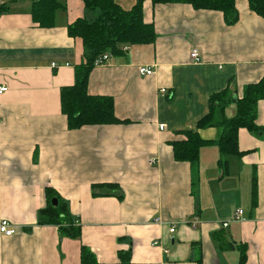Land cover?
Here are the masks:
<instances>
[{"label":"crops","instance_id":"0c3cea01","mask_svg":"<svg viewBox=\"0 0 264 264\" xmlns=\"http://www.w3.org/2000/svg\"><path fill=\"white\" fill-rule=\"evenodd\" d=\"M58 1L65 9L43 29L32 21V0H0L6 7L0 87L7 88L0 94V220L16 228L11 237L0 235V264H80L81 246L100 264H117L121 250L131 251L130 264H238L237 250L221 248L231 242L246 246L245 264H264V133L239 129L242 155L228 157L226 170L217 128L197 131L211 144L200 150L195 168L176 162L170 145L184 139L178 133L196 129L210 95L229 88L241 98L264 77V18L252 14L246 0H236L232 26L219 12L145 1L143 20L153 25L156 40L121 45L122 54L110 55L88 79V93L111 97L115 117L126 123L70 130L60 89L73 85L82 45L67 26L95 13L85 12L81 0ZM114 1L126 11L136 2ZM193 48L201 53L198 64L189 59ZM140 67L154 73L141 76ZM235 114L234 103L224 110L227 119ZM256 114L264 127V99ZM98 184L115 185L114 195L92 196ZM46 188L76 219L79 238L38 224ZM236 210L243 215L232 222Z\"/></svg>","mask_w":264,"mask_h":264},{"label":"trees","instance_id":"16d2710c","mask_svg":"<svg viewBox=\"0 0 264 264\" xmlns=\"http://www.w3.org/2000/svg\"><path fill=\"white\" fill-rule=\"evenodd\" d=\"M84 11L95 13L93 20L85 17L76 19L67 26V35L77 38L82 45V61L74 66V83L72 86L60 89V109L66 118L70 130H78L87 126H107L122 124L126 121L118 120L114 115V101L108 96L90 95L88 93V79L95 67L96 60L102 55L119 56L122 54L120 46H142L152 44L156 40L155 29L152 24L143 20V4L147 0H136L133 7L126 11L119 7L114 0H81ZM152 5L183 4L195 11H214L222 14L228 26L238 21L236 0H150ZM249 11L264 18V0H246ZM65 5L58 0H32L31 18L34 24L43 29L54 26L55 13L64 10ZM6 11L0 5V15ZM264 99V77L257 83L247 85L243 96L237 98L226 88L212 94L208 98V113L199 120L195 130L180 132L183 140L172 141V156L176 162H186L195 168L198 164L199 153L203 147L211 142L203 140L197 131L205 128H217L220 136L217 141L218 150L223 158V167L227 169V158L238 157L242 153L238 150L237 133L239 129H246L252 135L264 133V127L256 124V107L259 100ZM170 100V99H167ZM234 103L236 114L227 119L224 110ZM116 186L113 184H98L92 186V196H112ZM107 190L106 193L99 192ZM46 205L38 212V224L42 226H57L62 236L77 239L80 228L76 219L72 221L67 206L62 202L54 190H44ZM255 197V186L252 181V198ZM120 198V195H118ZM57 200L53 207L51 201ZM193 246V245H192ZM222 249L237 250L238 264H245L246 246L236 245L234 242L221 246ZM117 264H130L131 251H118ZM80 264H100L94 254L85 246L80 248ZM195 264H201L196 260Z\"/></svg>","mask_w":264,"mask_h":264},{"label":"built area","instance_id":"2783aa9c","mask_svg":"<svg viewBox=\"0 0 264 264\" xmlns=\"http://www.w3.org/2000/svg\"><path fill=\"white\" fill-rule=\"evenodd\" d=\"M123 50H126V48H123ZM110 55L105 54L102 55L100 59L96 60L95 62V67L96 66H101L106 64L107 60L109 59ZM189 59L193 64H198L201 62V53L198 49L193 48L190 50L189 52ZM52 67H55L54 64H52ZM138 73L141 76H150L152 75L154 72L152 70L151 67H140L138 69ZM7 91L6 87H0V94L4 93ZM158 93L161 95H164L166 93V90L164 88H160L158 90ZM160 129H162V126H160ZM154 164V161L151 160L150 161V165ZM243 215V212L241 210H236L235 213L232 216V222H238L241 220V217ZM153 224L157 225V226H162L164 225V223L160 220V219H155L153 221ZM228 226V222H223L222 223V227L225 228ZM175 231V227L174 225H170L169 227V233H174ZM16 232V228L14 226H12L8 221L6 220H0V235L4 236V237H11L15 234ZM153 246L157 245V242H154L152 244ZM167 251H164V254H166Z\"/></svg>","mask_w":264,"mask_h":264},{"label":"water","instance_id":"95a60500","mask_svg":"<svg viewBox=\"0 0 264 264\" xmlns=\"http://www.w3.org/2000/svg\"><path fill=\"white\" fill-rule=\"evenodd\" d=\"M51 204H52L53 207H56L57 206V200L56 199H53L51 201Z\"/></svg>","mask_w":264,"mask_h":264}]
</instances>
